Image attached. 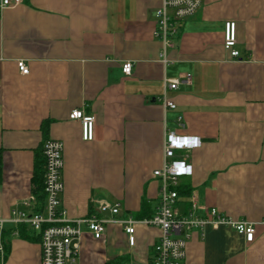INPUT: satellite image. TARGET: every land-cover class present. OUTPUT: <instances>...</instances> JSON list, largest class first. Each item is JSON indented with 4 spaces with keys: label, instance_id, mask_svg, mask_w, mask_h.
<instances>
[{
    "label": "crops",
    "instance_id": "1",
    "mask_svg": "<svg viewBox=\"0 0 264 264\" xmlns=\"http://www.w3.org/2000/svg\"><path fill=\"white\" fill-rule=\"evenodd\" d=\"M161 4L22 0L3 10L0 219L8 230L17 226L10 221L14 208L31 211L23 200L34 194L36 160L48 139H58L67 216L136 221L134 246L122 223L107 224L104 240L83 224L79 253L69 264H150L161 231L137 215L144 200L146 214L159 205L153 172L164 165L173 132L201 141L176 153L192 165V174L179 178L186 190L182 212L194 192L198 214L216 208L256 228L247 242L229 225L207 226L189 240L186 264H264V0H203L166 49L155 35ZM227 21L236 22L238 58L223 46ZM20 61L28 74L20 72ZM125 62L133 63L129 75ZM186 74L190 82L166 87ZM164 96L176 107H166ZM73 110L95 116L94 139L84 140ZM102 201L119 203L120 212L100 211ZM15 232L2 264H41L40 239Z\"/></svg>",
    "mask_w": 264,
    "mask_h": 264
},
{
    "label": "built area",
    "instance_id": "2",
    "mask_svg": "<svg viewBox=\"0 0 264 264\" xmlns=\"http://www.w3.org/2000/svg\"><path fill=\"white\" fill-rule=\"evenodd\" d=\"M22 0H0V16L3 10ZM203 0H162L156 9L157 38L164 42V48L173 46L175 38L180 33V23L193 15L202 5ZM237 26L235 21L225 24L223 46L233 58L240 56L237 49ZM165 54V53H164ZM20 72L28 74L29 66L24 61L18 63ZM133 63L125 62L123 72L131 74ZM191 74L183 75L181 79L167 80L166 87L177 89L181 82H190ZM166 107L175 108L176 104L166 96L163 98ZM70 118L80 120L84 140L95 137V116L84 114L83 110H73ZM199 137L168 133L164 155L165 162L161 168L154 170V177L160 180L159 205L154 214L142 219L146 225L160 229V235L153 245V255L150 264H186L187 244L195 233L204 234L207 226L214 228L229 225L244 234L247 242H253L256 237L255 224L247 220H237L223 214L216 208L210 209L206 215L196 212L198 196L190 195V206L186 212L179 207V178L192 174V165L188 162V155L177 158L178 150L190 151L200 145ZM45 157L44 189L46 200L43 210H37L36 196L30 195L23 200V204L31 211L14 208L10 221L16 225L26 224L35 233L40 234L41 264H69L79 253L80 240L83 234L82 225L86 224L96 239L104 240L106 225L119 222L124 224L128 234L129 244L135 245V224L133 218L116 220L91 215L87 218L72 219L67 216L62 205L64 192L63 167L64 144L58 139H48L43 148ZM100 211L120 212V204L102 201ZM124 222V223H123ZM264 222V218H263ZM7 221L0 219V264L5 260L4 232ZM17 233V231L15 232Z\"/></svg>",
    "mask_w": 264,
    "mask_h": 264
},
{
    "label": "trees",
    "instance_id": "3",
    "mask_svg": "<svg viewBox=\"0 0 264 264\" xmlns=\"http://www.w3.org/2000/svg\"><path fill=\"white\" fill-rule=\"evenodd\" d=\"M46 124L48 125V121L46 122ZM45 126H44V129H45ZM46 132H47V127H46ZM2 168H3V155H2V150H0V182L2 181ZM44 173H45V157L42 151L41 157L38 156V159L36 160L35 168H34V175H33V182L35 184L34 194L36 196L37 210L39 211L43 210V206L46 200V193L44 189ZM177 190L179 192V195L183 194L186 191L181 186H178ZM148 206L149 205L144 200L142 202V211L137 215L138 218L140 219L149 218L154 214V212H150L146 214V210ZM14 231H17L19 236H21L24 239H28V240H39L40 239V234L35 233L26 224H18L14 228L5 230L4 232V244H5V251H6L5 259L7 258V255L9 253L10 236Z\"/></svg>",
    "mask_w": 264,
    "mask_h": 264
}]
</instances>
